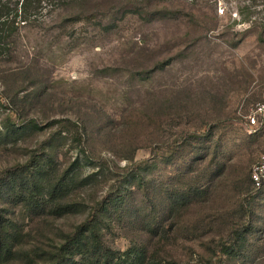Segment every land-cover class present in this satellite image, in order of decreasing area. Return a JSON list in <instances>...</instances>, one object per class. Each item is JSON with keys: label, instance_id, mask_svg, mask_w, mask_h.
I'll return each instance as SVG.
<instances>
[{"label": "rangeland", "instance_id": "374dc122", "mask_svg": "<svg viewBox=\"0 0 264 264\" xmlns=\"http://www.w3.org/2000/svg\"><path fill=\"white\" fill-rule=\"evenodd\" d=\"M164 4L67 22L26 69L49 97L27 95L19 116L6 97L33 82L0 62V174L45 152L44 182L63 179L75 203L61 216L18 207L28 233L2 264L43 263L39 249L54 250L99 203L107 204L97 218L103 242L132 264H208L240 224L223 264H264V182L249 178L264 137L243 119L264 98V0L248 17L241 7L250 0ZM32 32L25 41L41 38ZM31 117L62 120L35 128Z\"/></svg>", "mask_w": 264, "mask_h": 264}, {"label": "trees", "instance_id": "16d2710c", "mask_svg": "<svg viewBox=\"0 0 264 264\" xmlns=\"http://www.w3.org/2000/svg\"><path fill=\"white\" fill-rule=\"evenodd\" d=\"M110 1L113 0H0V62L14 65L8 67L9 74L21 73L33 82L27 94L15 93L6 97L8 106L14 113L21 115L22 103L27 95L36 100L49 97V91L40 83L39 73L26 69L45 58L42 50L52 49L50 47L64 34L67 22L90 20L97 15L107 18L130 13H156L158 6L168 9L164 3L176 0H116L115 3L108 4ZM207 1L200 0L203 4ZM250 1L251 4L241 7V12L246 17L252 14V6L256 2ZM196 2L199 0H193V3ZM175 11L182 12V9L176 8ZM35 30L41 38L34 41L28 38L25 41L23 34L28 35ZM51 31L56 32L48 40L47 35ZM58 120L62 119H51L44 123L31 117L29 124L42 128ZM63 120L76 123L67 118ZM193 138L190 134L186 136V139ZM42 154L49 157L45 152L33 153L24 163L9 166L0 174V264L10 260L19 251V246L28 233L17 220L18 207H23L26 212L45 208L57 216L74 210L75 203L67 199L63 179L53 185L44 182L42 172L46 164L42 162ZM6 196L8 198L4 199ZM13 196L14 201L11 200ZM106 207L107 204H97L84 221L62 233L61 242L54 250L40 248L39 256L48 257L41 264H132L125 251L120 253L103 242L97 218ZM245 228L242 224L230 227L228 235L220 240L217 252L211 256L208 264H223V256L232 252Z\"/></svg>", "mask_w": 264, "mask_h": 264}, {"label": "built area", "instance_id": "2783aa9c", "mask_svg": "<svg viewBox=\"0 0 264 264\" xmlns=\"http://www.w3.org/2000/svg\"><path fill=\"white\" fill-rule=\"evenodd\" d=\"M222 13V9H219ZM246 130L251 132L261 131L264 137V98L257 101L249 112L243 117ZM250 179L255 186L264 182V147L258 160L251 166Z\"/></svg>", "mask_w": 264, "mask_h": 264}]
</instances>
